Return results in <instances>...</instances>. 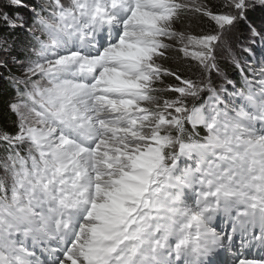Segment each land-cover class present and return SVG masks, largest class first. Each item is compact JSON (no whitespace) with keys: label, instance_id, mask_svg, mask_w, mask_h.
Returning a JSON list of instances; mask_svg holds the SVG:
<instances>
[{"label":"snow or ice","instance_id":"6c2138e0","mask_svg":"<svg viewBox=\"0 0 264 264\" xmlns=\"http://www.w3.org/2000/svg\"><path fill=\"white\" fill-rule=\"evenodd\" d=\"M0 264H264V0H0Z\"/></svg>","mask_w":264,"mask_h":264},{"label":"rangeland","instance_id":"374dc122","mask_svg":"<svg viewBox=\"0 0 264 264\" xmlns=\"http://www.w3.org/2000/svg\"><path fill=\"white\" fill-rule=\"evenodd\" d=\"M257 46H258V50L256 51V57L255 59H260L261 56V50H260V46H259V41H257Z\"/></svg>","mask_w":264,"mask_h":264},{"label":"trees","instance_id":"16d2710c","mask_svg":"<svg viewBox=\"0 0 264 264\" xmlns=\"http://www.w3.org/2000/svg\"><path fill=\"white\" fill-rule=\"evenodd\" d=\"M12 38L15 39V34H13V37ZM254 47H255V50L257 51L258 50L257 44Z\"/></svg>","mask_w":264,"mask_h":264}]
</instances>
